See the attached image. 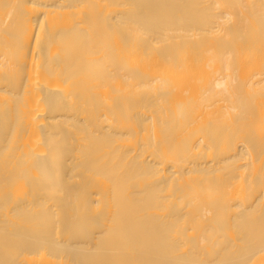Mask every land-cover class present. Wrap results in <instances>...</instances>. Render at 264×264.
<instances>
[{
	"label": "bare ground",
	"instance_id": "obj_1",
	"mask_svg": "<svg viewBox=\"0 0 264 264\" xmlns=\"http://www.w3.org/2000/svg\"><path fill=\"white\" fill-rule=\"evenodd\" d=\"M0 264H264V0H0Z\"/></svg>",
	"mask_w": 264,
	"mask_h": 264
}]
</instances>
